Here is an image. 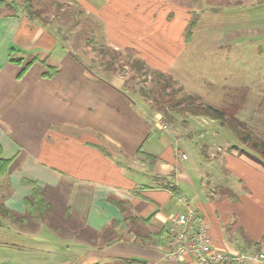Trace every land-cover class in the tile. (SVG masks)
<instances>
[{
    "label": "crops",
    "instance_id": "0c3cea01",
    "mask_svg": "<svg viewBox=\"0 0 264 264\" xmlns=\"http://www.w3.org/2000/svg\"><path fill=\"white\" fill-rule=\"evenodd\" d=\"M226 1L234 5L240 0H53L55 9L67 12L62 17L47 11L51 3L35 0L33 7L49 18L48 26L23 12L11 17L10 11L0 10V149L4 159L12 160L0 180V202L23 215L31 189L21 181L46 188L57 222L42 224L75 241L65 244L81 251L74 264H123V257L140 264H184L164 259L163 246L135 244L137 234L164 230L172 216L185 212L179 199L205 220L216 248L264 254V167L237 150L222 149L224 186L211 191L201 183L188 199L183 185L194 187L191 174L194 181L212 175L195 165L183 169L173 158L169 139L179 143L188 135L167 132L168 125L150 112L138 91L126 90L124 77L106 74L90 56L100 50L87 47L100 43L110 52L138 55L148 66L166 70L185 42L191 14L198 15L196 30L200 15L218 14ZM91 16L101 23L93 22L95 36L74 39L77 25ZM87 26L79 27L81 33L87 35ZM100 27L107 30L108 42H100ZM66 30L68 38L60 35ZM15 58L23 59V65L37 61L19 76L23 65L10 61ZM41 60L57 68L53 77L43 78ZM139 150L156 158L154 175L139 161ZM208 163L216 165L209 158ZM18 229L12 235L22 239L0 240L4 250L11 244L13 252H30L27 262L17 259L15 264H57L45 256L51 248L42 246L34 224ZM25 235L31 243H24Z\"/></svg>",
    "mask_w": 264,
    "mask_h": 264
},
{
    "label": "rangeland",
    "instance_id": "374dc122",
    "mask_svg": "<svg viewBox=\"0 0 264 264\" xmlns=\"http://www.w3.org/2000/svg\"><path fill=\"white\" fill-rule=\"evenodd\" d=\"M32 1L34 3L35 0ZM39 1L43 2V0ZM46 2L51 3V5H48L49 9L47 11L59 12L58 8H54L53 0L52 2L46 0ZM222 3L219 2V4ZM224 3L222 6H218L221 9L218 14L200 15L198 27L193 30L192 43L186 45L184 42L180 48L177 46L171 66L166 70L152 68L140 59L150 71L168 74L176 81L177 86H180L184 92L204 105L218 110L229 109L230 111L233 106H236L237 117L245 122L247 131H252L253 134H256V139L264 142V0H240L233 3L234 5H230L228 1ZM42 5L45 6L46 4ZM66 13L59 12L62 17H65ZM42 16L49 21V18L43 14ZM88 19V22L84 20L80 22L84 29L88 25L87 35L81 33L82 30L80 31L79 28L81 25H77L76 33L79 36L76 35L74 39H80V41L90 39L91 41L95 36L96 32L93 31L96 29V25L93 22L98 23L100 26L101 23L98 21V17L95 16L88 17ZM40 22L43 26L46 25L42 20ZM49 26H51L50 23ZM63 34L68 38L67 30L60 35ZM99 34L100 42L101 38L107 39V42L110 39L107 30L102 31V27H100ZM93 46L99 49L100 52L89 51L92 53L90 56L96 58L100 63L99 66L103 69L107 62L113 63L117 73L121 71L127 90H140L141 88L155 90L156 86L150 77L147 76L146 81L142 83V78L136 76V73L129 68L128 64L113 62L110 57L105 56V51H108L105 45L97 43L90 44L87 47L90 50ZM259 49L261 52H259ZM120 64L123 66L122 69ZM104 71L106 74L109 73L105 69ZM139 96L144 99L151 110L150 112L155 115L157 108L155 101H149L141 94ZM170 113L175 115L179 121L187 118V116L175 114L173 111H170ZM167 129V132L174 130L177 135H188L182 137L179 143L169 137L172 145V156L177 162L180 161V166L183 169L192 168L195 165L204 173H212V175H204V178L195 181L193 174H191L194 187L188 184L183 185L188 190V199L196 196V191L202 188L201 183L203 186L207 185V188L211 191H216L217 187L224 186L226 172L219 166L220 159L218 157V154H222V149L224 151L229 147V152L237 150L233 147L239 150L243 149L248 156L243 155L251 159L256 154L242 144L219 120L200 117L189 118L186 125L183 126L179 122L178 126L176 124L168 125ZM184 141L185 145H183ZM182 153L186 156L185 158L182 157ZM214 155H217V157L215 159L211 158ZM208 158L216 164L213 168L212 165H209ZM251 161L258 164L253 159ZM229 167L234 168V165ZM51 212L43 221L48 225H53L54 221L57 222L56 218L52 217ZM51 220H53L52 223ZM32 224H34L36 232L41 237L39 239L42 241V246L51 248L45 256L51 259L52 263L58 264L67 261L74 264L77 261V255L81 251L74 246L68 245L65 247V244L75 243V241L58 236L52 228L42 223ZM18 228L17 225L0 228V240L13 242L22 239L12 235L14 232L19 231ZM23 240L26 244L31 243L32 237L25 235ZM10 246L11 244H8L7 250L0 247V264H15L17 259L26 260L27 262V258L32 257L27 254L30 253L29 251L21 255L9 249ZM65 249H68V252ZM4 251L12 253V256H6ZM42 254L44 255L45 252L42 251Z\"/></svg>",
    "mask_w": 264,
    "mask_h": 264
},
{
    "label": "trees",
    "instance_id": "16d2710c",
    "mask_svg": "<svg viewBox=\"0 0 264 264\" xmlns=\"http://www.w3.org/2000/svg\"><path fill=\"white\" fill-rule=\"evenodd\" d=\"M1 9L10 11V14L8 15L11 17H16L19 12H23L31 19H39L40 21L42 20L43 23L48 22L42 16V13L34 9L32 0H25L21 4H16L13 2V0H0V10ZM197 21L198 16L196 14H191L184 30L185 42H188L192 38L193 30L197 26ZM105 52V56L110 57L113 62L117 61L128 64L129 68L134 70L136 76L142 78V83L146 81L147 76L151 78L156 86L155 90H145L141 88L137 91L139 94L144 96L145 99L153 102L155 101L157 104V119H162L167 125H175L181 122L183 126L187 124L189 118L193 117L219 120L221 124L229 129L242 144L256 153L252 159L264 167V142L256 139V134H253L252 131H247L245 122L237 117L238 113L236 111V106H233L230 111L229 109L218 110L208 105H204L198 102L193 96L184 92L180 86H177L176 81H174L168 74L165 75L159 71H150L147 65L140 58L134 56L133 54L125 53L124 55L123 52H110L109 50ZM10 61L20 66H22L24 63V60L21 58L10 59ZM35 61H37V59L32 58L31 60L25 62L19 73V76L24 73L27 68ZM40 63L46 69V72L43 74V78H51L57 73L56 67L46 65L45 61L43 60H41ZM120 67L122 69V64H120ZM104 69L107 72L116 73L122 76L120 73L121 71L117 73L113 63L107 62L104 65ZM170 111H173L175 114L187 116V118L179 121L175 115L170 113ZM233 148L237 149L239 154L247 155L245 150H239L236 147ZM137 155L139 161L146 166L147 172L151 175H154L156 158L142 152L141 150L137 152ZM11 162V159H4L2 157L0 149V179L6 175ZM21 183L22 185L28 186L31 189L30 195L24 199V214L18 215L5 206L2 202H0V228L11 225H17L20 228H24L31 223H42L51 212V203L47 197L46 188H41L36 182L26 179L22 180ZM167 187L172 192L175 191L172 186L170 187L167 185ZM135 244L143 245L151 249L162 247L164 245V230L161 229L158 232L143 235L137 234ZM120 261L123 264L144 263L139 259L127 257L120 258Z\"/></svg>",
    "mask_w": 264,
    "mask_h": 264
},
{
    "label": "built area",
    "instance_id": "2783aa9c",
    "mask_svg": "<svg viewBox=\"0 0 264 264\" xmlns=\"http://www.w3.org/2000/svg\"><path fill=\"white\" fill-rule=\"evenodd\" d=\"M182 157L185 158L183 154ZM179 201L185 212L172 216L164 228V259L184 264H257L264 261V254L216 248L205 220L185 199Z\"/></svg>",
    "mask_w": 264,
    "mask_h": 264
}]
</instances>
